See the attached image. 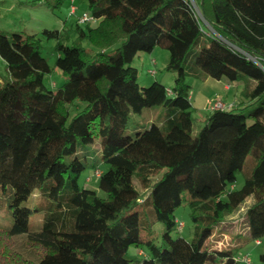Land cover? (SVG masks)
Listing matches in <instances>:
<instances>
[{
  "label": "trees",
  "instance_id": "16d2710c",
  "mask_svg": "<svg viewBox=\"0 0 264 264\" xmlns=\"http://www.w3.org/2000/svg\"><path fill=\"white\" fill-rule=\"evenodd\" d=\"M63 1L43 3L57 8ZM194 1L215 33L189 0H87L97 26L79 23L78 39L96 51L60 41L55 66L66 82L56 91L45 84L53 69L39 39L0 32L7 71L0 77V193L13 219L0 228V264H239L237 249L208 242L249 199L251 240L264 238V0ZM157 47L170 53V92L158 81L142 87L132 66ZM190 76L246 82L241 94L251 109L237 112L240 101L211 111L192 136ZM77 102L86 106L70 120ZM150 107L163 108L164 122L128 132L131 115ZM96 139L101 156L88 166L80 147ZM87 168L86 181L100 172L96 189L80 184ZM183 205L194 224L191 239L173 237ZM34 213L43 219L37 230ZM259 260L264 264V252Z\"/></svg>",
  "mask_w": 264,
  "mask_h": 264
},
{
  "label": "rangeland",
  "instance_id": "374dc122",
  "mask_svg": "<svg viewBox=\"0 0 264 264\" xmlns=\"http://www.w3.org/2000/svg\"><path fill=\"white\" fill-rule=\"evenodd\" d=\"M75 6L76 12L71 13V7ZM192 8L204 25L206 30L215 31L209 26L205 18L203 17L198 2L192 0ZM89 12L87 0H64L57 8H50L48 5L43 3V0H0V32L5 34H25L35 35L40 41V51L44 58L47 59L49 65L52 67L53 72L45 77V84L52 88L54 91L58 90L65 82L66 79L62 71L55 66L56 59L58 56L57 45L61 41L67 46H80L94 53L96 49L86 39H78L79 33L77 26L79 19L84 13ZM88 24L92 27L97 26L96 23H82L79 24L82 28L86 29ZM44 30L59 31L62 36L61 38L49 37L44 33ZM194 55L197 54L199 49L194 48ZM170 59V53L168 50L157 47L152 53H141L134 61L132 66L138 69V81L142 87H148L153 82H162L167 88H173L175 83L176 74L166 69V66ZM6 64L0 56V77L6 76ZM211 79V78H208ZM188 84L191 86L190 93L192 99V136H196L201 128L205 125L210 110L207 105L208 100L218 99L217 94L210 95L205 98L202 93L201 83L202 78H196L190 76L187 78ZM238 85V97L242 102L241 109L237 112L247 114L251 107L248 105L246 98L241 94L246 82L240 81ZM227 104H232L226 102ZM86 106L84 102H77L70 108V120L74 115L82 110ZM165 120V114L162 107H150L145 108L139 114H132L130 121L127 124L128 132L134 133L136 130H145L151 126V124L163 123ZM249 123L252 121L249 120ZM80 151L84 152L86 157L83 158L84 162L90 166L101 156V147L99 139H96L91 145L80 147ZM251 158L248 157L246 168L243 174H240L234 185L235 188L239 189L243 186L247 171L249 170V163ZM102 169H106L107 166L102 164ZM100 169V170H102ZM103 171V170H102ZM89 175V168H87L80 178V184L84 185L86 177ZM85 187L96 189L97 179L91 177L87 179ZM103 195V193H101ZM185 195H188L185 193ZM36 200L31 197L25 205L33 206ZM252 202L249 199L243 208L247 207ZM133 208L127 210L125 214L130 213ZM240 212V211H239ZM178 222H182L183 228L181 232L175 231L173 237L182 236L186 239H191L193 236L194 224L190 218V210L187 205H183L176 211ZM12 213L8 208L7 197L0 193V228H10L12 225ZM43 224L42 216L38 213H34L30 218V225L32 230H37ZM155 235L160 237V234L164 231V225L158 223L155 225ZM261 245H257L255 240H250L241 249L240 255H247L251 258L252 264H261L259 255L264 252V238L260 240ZM17 248L20 249L24 254H29L23 246L20 239L17 240ZM129 254H137V250L131 248ZM244 264V263H239Z\"/></svg>",
  "mask_w": 264,
  "mask_h": 264
},
{
  "label": "crops",
  "instance_id": "0c3cea01",
  "mask_svg": "<svg viewBox=\"0 0 264 264\" xmlns=\"http://www.w3.org/2000/svg\"><path fill=\"white\" fill-rule=\"evenodd\" d=\"M74 0H72L73 2ZM203 82L201 83L202 93L207 98L210 95L217 94L220 99L230 102L232 104H239L238 97V85L237 83H230L226 80L208 79L210 77H201ZM162 83V82H161ZM170 90L171 88H167ZM192 97V96H191ZM193 99V97H192ZM251 240L250 229L248 220L244 214V208L240 210L236 215L229 218L227 221L219 224L213 233V236L209 240V244L213 249L225 248V249H237V259L239 263L246 262L243 258L247 255H240L241 249ZM260 240L256 241L257 245H261Z\"/></svg>",
  "mask_w": 264,
  "mask_h": 264
},
{
  "label": "built area",
  "instance_id": "2783aa9c",
  "mask_svg": "<svg viewBox=\"0 0 264 264\" xmlns=\"http://www.w3.org/2000/svg\"><path fill=\"white\" fill-rule=\"evenodd\" d=\"M190 3L192 4V0H189ZM76 12V8L75 6L73 5L71 7V13H75ZM96 23V20L93 19L91 17V15H89L88 13H84L82 15V17L79 19V23L82 24V23ZM168 92H170V90H168ZM207 105H208V108L210 111H215V110H224V109H228V108H231L232 104H227L225 103L222 99L218 98V99H213V100H208L207 101ZM95 177H99L100 176V172L99 171H96V173L94 174ZM90 180V178H89ZM183 223H180L179 224V229H182L183 228ZM243 261L246 262V264H251L252 263V260L250 257L248 256H245L243 258Z\"/></svg>",
  "mask_w": 264,
  "mask_h": 264
},
{
  "label": "water",
  "instance_id": "95a60500",
  "mask_svg": "<svg viewBox=\"0 0 264 264\" xmlns=\"http://www.w3.org/2000/svg\"><path fill=\"white\" fill-rule=\"evenodd\" d=\"M203 3V0H201V4Z\"/></svg>",
  "mask_w": 264,
  "mask_h": 264
}]
</instances>
